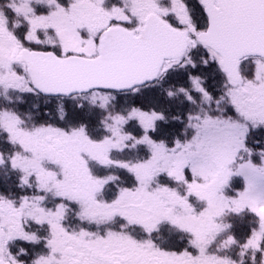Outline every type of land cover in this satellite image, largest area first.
Returning <instances> with one entry per match:
<instances>
[{"label":"snow or ice","instance_id":"obj_1","mask_svg":"<svg viewBox=\"0 0 264 264\" xmlns=\"http://www.w3.org/2000/svg\"><path fill=\"white\" fill-rule=\"evenodd\" d=\"M0 91V264H264V0H0Z\"/></svg>","mask_w":264,"mask_h":264},{"label":"rangeland","instance_id":"obj_2","mask_svg":"<svg viewBox=\"0 0 264 264\" xmlns=\"http://www.w3.org/2000/svg\"><path fill=\"white\" fill-rule=\"evenodd\" d=\"M0 95H3L2 91H0ZM26 101H28L29 104H31L32 101H35L36 105H38V107L34 111H37V112H42L45 109V107H46V103L43 100H40V99H37V98L28 97ZM82 102L85 103V104H88V103L91 102V98H85ZM96 103L99 104L100 101L97 99ZM21 107L23 109L27 108L26 103L21 105ZM28 110H32V108H30V109L28 108Z\"/></svg>","mask_w":264,"mask_h":264},{"label":"trees","instance_id":"obj_3","mask_svg":"<svg viewBox=\"0 0 264 264\" xmlns=\"http://www.w3.org/2000/svg\"><path fill=\"white\" fill-rule=\"evenodd\" d=\"M225 222H227V218L225 219ZM238 234H240V233H238Z\"/></svg>","mask_w":264,"mask_h":264},{"label":"flooded vegetation","instance_id":"obj_4","mask_svg":"<svg viewBox=\"0 0 264 264\" xmlns=\"http://www.w3.org/2000/svg\"><path fill=\"white\" fill-rule=\"evenodd\" d=\"M29 100V99H28ZM25 109H28V108H25ZM30 109V108H29Z\"/></svg>","mask_w":264,"mask_h":264}]
</instances>
